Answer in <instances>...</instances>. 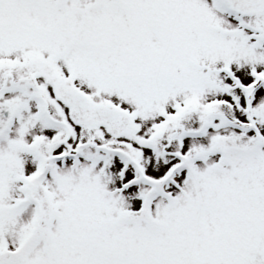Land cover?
<instances>
[{"label":"snow or ice","instance_id":"1","mask_svg":"<svg viewBox=\"0 0 264 264\" xmlns=\"http://www.w3.org/2000/svg\"><path fill=\"white\" fill-rule=\"evenodd\" d=\"M0 264H264V0H0Z\"/></svg>","mask_w":264,"mask_h":264}]
</instances>
